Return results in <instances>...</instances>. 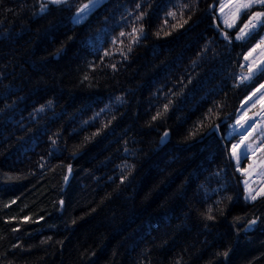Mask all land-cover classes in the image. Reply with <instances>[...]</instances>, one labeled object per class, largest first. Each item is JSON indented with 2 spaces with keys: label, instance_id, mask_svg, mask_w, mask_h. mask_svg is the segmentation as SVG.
<instances>
[{
  "label": "trees",
  "instance_id": "16d2710c",
  "mask_svg": "<svg viewBox=\"0 0 264 264\" xmlns=\"http://www.w3.org/2000/svg\"><path fill=\"white\" fill-rule=\"evenodd\" d=\"M82 1L0 0V264H264L229 133L255 7Z\"/></svg>",
  "mask_w": 264,
  "mask_h": 264
},
{
  "label": "rangeland",
  "instance_id": "374dc122",
  "mask_svg": "<svg viewBox=\"0 0 264 264\" xmlns=\"http://www.w3.org/2000/svg\"><path fill=\"white\" fill-rule=\"evenodd\" d=\"M100 1L102 0H83L74 12V21L77 22V17H81L79 21L85 20L89 12ZM246 2L247 0H221L218 12L224 25L232 27L237 23L241 14L251 8L237 11L238 5ZM261 5L263 4H254L252 6L255 8L240 30L249 23L253 14L264 13V9L259 8ZM240 30L237 32V37L241 35ZM254 31H260V36L254 45L248 49L243 61V77L248 80L264 71V17H261V21L257 22V26L254 29H245L243 38L248 37ZM258 45L259 47H257ZM261 85H264V79L244 98L236 119L230 125L229 131L230 135L236 134L240 136L233 145L239 144L242 140L244 141V144L240 145L239 151L241 153H244L245 144L250 145L246 154L241 155L239 162H237L236 157L234 158L236 165L243 173V183L247 193L252 191L253 194L264 192V88ZM241 124H244V128H241ZM245 157L248 161L243 168L241 162Z\"/></svg>",
  "mask_w": 264,
  "mask_h": 264
},
{
  "label": "snow or ice",
  "instance_id": "6c2138e0",
  "mask_svg": "<svg viewBox=\"0 0 264 264\" xmlns=\"http://www.w3.org/2000/svg\"><path fill=\"white\" fill-rule=\"evenodd\" d=\"M52 2H53V3H57V4H59V3L62 2V0H52ZM254 4H264V0H247L246 3H243V4L238 5V7H237V11H239L240 9H247V8H249V7H252ZM85 7H87V6H85ZM42 10H43V9H42ZM82 11H83V10H82ZM261 17H264V13H260V12H258V13L253 14L252 19L249 21L248 24H246V25L244 26V28H242V29L240 30L241 35L238 36L237 38H238V39L243 38V34H244V32H245V29H249V28L254 29V28L257 26V22H260V21H261ZM76 19H77V22H79V20L81 19V17H77ZM257 47H259V45H258ZM261 87L264 88V85H261ZM254 95H255V94H254ZM241 128H244V124H241ZM165 136H167V133H165ZM241 144H244V141H243V140L240 141L239 144H237V145H233V147H232V155H233L234 157H236L237 162H239V159H240L241 155H242V154H246L247 149L250 147V145H246V144H245V146H244V153H241V151H239V150H240V145H241ZM69 170H70V169H69ZM65 179H67V177H66ZM259 194H260V193L253 194L251 191H249V193H248V198H250V199H252V200H255V199L257 198V195H259ZM251 223L254 224L255 221H251ZM224 255H227V253H224Z\"/></svg>",
  "mask_w": 264,
  "mask_h": 264
},
{
  "label": "water",
  "instance_id": "95a60500",
  "mask_svg": "<svg viewBox=\"0 0 264 264\" xmlns=\"http://www.w3.org/2000/svg\"><path fill=\"white\" fill-rule=\"evenodd\" d=\"M168 138V133H167V136H165V138L164 139H167ZM69 178H71V176H72V168H71V166L69 167Z\"/></svg>",
  "mask_w": 264,
  "mask_h": 264
}]
</instances>
